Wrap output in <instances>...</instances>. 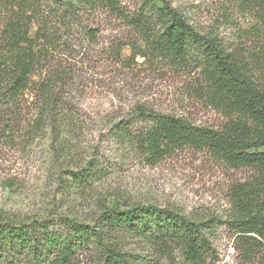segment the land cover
Returning <instances> with one entry per match:
<instances>
[{
    "label": "trees",
    "instance_id": "1",
    "mask_svg": "<svg viewBox=\"0 0 264 264\" xmlns=\"http://www.w3.org/2000/svg\"><path fill=\"white\" fill-rule=\"evenodd\" d=\"M239 1L258 9L264 26V0ZM99 13L121 20L140 40L110 46L113 58L122 60V47L131 45L142 56L187 72L192 98L223 118L216 127L199 125L138 105L134 114L109 122L108 132L155 158L189 148L248 174L230 185L224 219L196 220L139 204L107 210L94 225L67 218L0 220V264H140L137 255L118 246L115 239L122 237L151 239L168 264H220L213 246L216 223L233 231L234 249L247 263L264 264V38L259 27L238 29L228 40L195 27L167 0H140L133 9L121 0H0V136L13 141L22 130L30 135L50 129L58 135L80 127L70 92L81 49L86 41H96L99 31L90 16ZM29 89L34 105L28 113L24 95Z\"/></svg>",
    "mask_w": 264,
    "mask_h": 264
},
{
    "label": "rangeland",
    "instance_id": "2",
    "mask_svg": "<svg viewBox=\"0 0 264 264\" xmlns=\"http://www.w3.org/2000/svg\"><path fill=\"white\" fill-rule=\"evenodd\" d=\"M121 1L129 9L140 2ZM167 1L201 30L229 40L238 29L259 27L264 38L259 10L239 0ZM90 17L99 31L96 41H86L81 49L78 78L70 92L77 101L81 125L74 133L57 135L47 129L27 135L22 130L13 141L0 136V220L59 222L67 218L94 225L107 210L139 204L170 208L196 220L224 219L228 189L248 174L247 169L227 168L189 148L155 158L144 147L115 137L107 126L134 114L138 105L213 127L223 121L222 116L192 98L193 79L187 72L142 56L141 49L131 45L122 47V60L113 58L110 46L119 41L140 42L137 33L107 14ZM24 104L26 112L32 111L33 89L26 91ZM115 240L123 251L137 255L140 264L150 259L168 264L149 238ZM213 240L220 264H253L234 249V233L225 224L216 223ZM175 253L180 258L179 251Z\"/></svg>",
    "mask_w": 264,
    "mask_h": 264
}]
</instances>
